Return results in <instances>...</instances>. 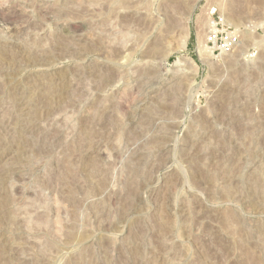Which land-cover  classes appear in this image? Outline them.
Returning a JSON list of instances; mask_svg holds the SVG:
<instances>
[{
  "label": "rangeland",
  "instance_id": "1",
  "mask_svg": "<svg viewBox=\"0 0 264 264\" xmlns=\"http://www.w3.org/2000/svg\"><path fill=\"white\" fill-rule=\"evenodd\" d=\"M0 264H264V0H0Z\"/></svg>",
  "mask_w": 264,
  "mask_h": 264
},
{
  "label": "bare ground",
  "instance_id": "2",
  "mask_svg": "<svg viewBox=\"0 0 264 264\" xmlns=\"http://www.w3.org/2000/svg\"><path fill=\"white\" fill-rule=\"evenodd\" d=\"M192 10L194 11V8H193ZM193 11L191 12L190 17L192 16ZM208 24H209V26H210L209 28H212V25H213L212 22L209 21ZM212 29H213V28H212ZM209 33L211 34V33H213V31H210ZM187 36H188V35H187ZM209 39L213 40L214 38H213V36H211ZM154 45H155V44H154ZM182 48H185V44L182 45ZM199 48H201V46H199ZM204 48H205V47H204ZM205 50H206V48L204 49V52H205ZM198 52H199V51H198ZM200 52H201V50H200ZM200 52H199V53H200ZM204 54H205V53H204ZM208 55H209V54H208ZM208 57H209V56H208ZM200 58H202V57H201V54H200ZM204 59H205V58H204ZM204 59H203V61H204ZM206 59H207V58H206ZM208 59H209V58H208ZM208 59H207V60H208ZM210 59H211V58H210ZM47 88H48V87H47ZM47 88H46V90H45L44 92H41V94H40L41 97H48V96H50V95H49V94H50V91H47ZM56 92H57V91H56ZM53 95H55V94L53 93Z\"/></svg>",
  "mask_w": 264,
  "mask_h": 264
}]
</instances>
